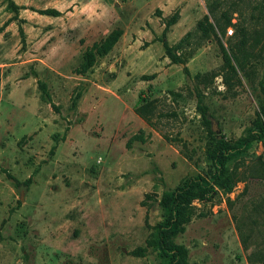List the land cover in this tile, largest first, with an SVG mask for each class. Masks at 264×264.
Returning <instances> with one entry per match:
<instances>
[{
    "label": "rangeland",
    "instance_id": "1",
    "mask_svg": "<svg viewBox=\"0 0 264 264\" xmlns=\"http://www.w3.org/2000/svg\"><path fill=\"white\" fill-rule=\"evenodd\" d=\"M13 1L16 13L0 0V264H168L156 246L131 254L166 222L162 195L213 173L217 139L261 124L264 0ZM52 6L61 15L36 11ZM176 11L165 38L173 46L191 32L182 62L161 41ZM205 14L232 25L205 36ZM117 28L112 49L77 73L84 51ZM139 98L154 104L151 123L134 111ZM226 165L232 190L194 199L174 240L191 264H264V140Z\"/></svg>",
    "mask_w": 264,
    "mask_h": 264
},
{
    "label": "trees",
    "instance_id": "2",
    "mask_svg": "<svg viewBox=\"0 0 264 264\" xmlns=\"http://www.w3.org/2000/svg\"><path fill=\"white\" fill-rule=\"evenodd\" d=\"M7 8L16 13L20 8H22V6L16 4L13 0H7ZM36 11L40 14L51 16L61 15V12L59 10L52 7L36 9ZM178 15L179 14L176 11L165 20V26L162 31L161 37V41L165 49V54L173 62H182V59L177 54L176 50L179 49L180 44L188 41V38L191 35V32H187L178 44L173 46L168 44L165 38L166 32L169 30V27L177 21ZM214 19L215 24L209 21V15L205 14L203 18L198 21L197 27L200 31H202L203 34H205V36L210 32L217 37L215 31L216 26L221 30L223 29V27L225 28L230 24L232 25L230 17H226L224 19L223 25H219V23L217 22L218 20H216V18ZM19 32L23 39L24 32L20 27ZM121 34V29H113L104 39L99 42H94L91 47L87 48L84 51V62H82L75 71L81 75L85 74L87 70L93 65L95 61V55L101 53L104 54L111 50ZM223 54L225 57V61L229 62L231 60V56L237 62L240 61L238 55H235L233 53L229 55L225 48H223ZM38 84L46 99L50 102L51 95L47 89V85L39 81ZM260 87L264 97V74L260 82ZM139 102L143 103L142 105L134 107V111L148 123H151L154 104L150 101L146 102L141 98H139ZM72 104L74 105L73 101ZM199 110L201 111L202 116L206 118L205 108L199 107ZM258 139L264 140V105L262 109L261 124L257 127V130L252 131L247 138L240 139L233 143H230L223 138L216 140V146L210 153V159L214 167V171L208 178L204 177L201 174L187 177L175 187L170 195H167L166 193L162 195L160 203L168 212V218L166 222L153 226V229L156 230L155 237L151 235L146 240L145 246L135 248L131 251V254L143 256L148 247L156 246L159 248L163 255L169 257L170 260L168 264H191L188 259V254L185 247L181 244L176 243L174 239L180 232L183 231L185 223H187L192 216V201L196 198L203 199L207 196H210L215 191L214 186L220 188L224 193L231 191L236 181H238V178L235 177V175L232 174V172L227 167L226 164L228 160H230L234 155L249 149L252 145V142ZM134 141H144L142 131L132 135L128 139L126 143L127 147H129ZM6 174L9 178L13 179L15 182H18V180L10 173L7 172ZM252 254L253 253H250L249 255V261L251 263Z\"/></svg>",
    "mask_w": 264,
    "mask_h": 264
},
{
    "label": "crops",
    "instance_id": "3",
    "mask_svg": "<svg viewBox=\"0 0 264 264\" xmlns=\"http://www.w3.org/2000/svg\"><path fill=\"white\" fill-rule=\"evenodd\" d=\"M147 1L149 2V0H145V2H147ZM161 2H162V1L160 0V1L157 2L156 4H159V3H161ZM152 5H153V4H152ZM149 6H150V5H149ZM45 8H47V7H45ZM52 8H56L57 10H59L57 7H53V6H52ZM59 11H60V10H59ZM60 12L62 13V11H60ZM48 16H50V15H48Z\"/></svg>",
    "mask_w": 264,
    "mask_h": 264
},
{
    "label": "water",
    "instance_id": "4",
    "mask_svg": "<svg viewBox=\"0 0 264 264\" xmlns=\"http://www.w3.org/2000/svg\"><path fill=\"white\" fill-rule=\"evenodd\" d=\"M213 130H216V125L215 124H213ZM22 198V197H21Z\"/></svg>",
    "mask_w": 264,
    "mask_h": 264
},
{
    "label": "built area",
    "instance_id": "5",
    "mask_svg": "<svg viewBox=\"0 0 264 264\" xmlns=\"http://www.w3.org/2000/svg\"><path fill=\"white\" fill-rule=\"evenodd\" d=\"M230 32L232 33V30H230Z\"/></svg>",
    "mask_w": 264,
    "mask_h": 264
}]
</instances>
